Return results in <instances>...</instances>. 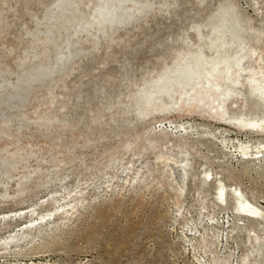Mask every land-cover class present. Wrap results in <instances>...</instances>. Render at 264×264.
<instances>
[{
  "label": "rangeland",
  "instance_id": "obj_1",
  "mask_svg": "<svg viewBox=\"0 0 264 264\" xmlns=\"http://www.w3.org/2000/svg\"><path fill=\"white\" fill-rule=\"evenodd\" d=\"M225 19L264 68V0H0V239L82 202L0 264H264V220L234 193L264 211V156L239 147L264 132L143 99ZM242 90L229 110L264 116Z\"/></svg>",
  "mask_w": 264,
  "mask_h": 264
},
{
  "label": "bare ground",
  "instance_id": "obj_2",
  "mask_svg": "<svg viewBox=\"0 0 264 264\" xmlns=\"http://www.w3.org/2000/svg\"><path fill=\"white\" fill-rule=\"evenodd\" d=\"M239 27L237 21L225 19L219 26L212 28V32L216 31L218 38L216 42L210 38L207 48L213 51L212 54H205L202 47L190 51L191 60L188 67L168 70L154 80L149 86L152 89L147 92L148 96L143 97L144 104L154 107L156 103H161V106L160 104L156 105L158 110H167L170 106V109H182L186 105L190 108L201 109L211 118L222 122L235 123L264 132V116L249 117L245 112L234 113L238 108L239 111H243L246 94L242 87L245 83L250 96H255L264 103V68L258 67L256 61V64L252 63V56L255 55V60H257L258 54H255L256 50L250 45L248 37L240 33ZM172 71L173 73H171ZM166 97L169 98V102L166 101L167 99L165 100ZM228 101H231L232 105L235 104V110H229L232 108L228 107ZM239 102L240 106H238ZM179 127L181 132H187L184 125L180 124ZM221 143L227 147L226 138H223ZM252 145L239 144L243 158L247 160L263 158L264 143ZM209 176L210 173H205V178ZM178 180L181 184L185 183L183 173L178 174ZM181 184L180 188H182ZM224 191L225 186L220 184L217 192L220 200L224 198ZM234 193L237 196L235 199L239 211L257 220H264L262 208L253 205L244 198L240 190L234 189ZM81 204L82 202L80 203L79 200L77 202L66 201L64 204L58 203L52 212L44 216L41 215L39 219L31 220L25 227L26 231L0 239V246L7 248L11 243L17 246L18 242L25 237V240L29 239L30 243L35 241V238L41 232L50 229L52 224L57 226L59 221L71 218L79 211L78 205ZM32 211L34 214L35 211ZM21 214L22 211L19 215L21 216Z\"/></svg>",
  "mask_w": 264,
  "mask_h": 264
}]
</instances>
